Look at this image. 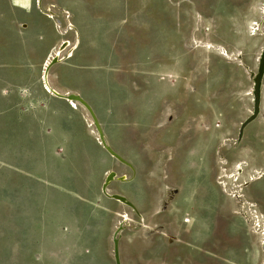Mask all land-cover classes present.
<instances>
[{
  "label": "rangeland",
  "instance_id": "rangeland-1",
  "mask_svg": "<svg viewBox=\"0 0 264 264\" xmlns=\"http://www.w3.org/2000/svg\"><path fill=\"white\" fill-rule=\"evenodd\" d=\"M41 3L0 0V264H114L112 232L128 209L101 192L111 170L129 181L106 190L125 195L147 225L161 227L151 232L128 211L124 264H201L198 244L180 242L185 181L216 206L219 225L246 227L259 240L251 262L260 264L264 178L244 189L259 219L232 195L264 171V117L255 121L253 113L242 122L255 108L264 0ZM49 5L54 18L44 14ZM34 13L46 20L26 18ZM68 21L80 39L48 70L49 83L89 104L94 124L87 107L38 83L61 40L73 47ZM98 131L128 167L106 153ZM221 145L227 176L215 154ZM239 162L247 166L235 176ZM166 188L171 201L164 207Z\"/></svg>",
  "mask_w": 264,
  "mask_h": 264
},
{
  "label": "bare ground",
  "instance_id": "bare-ground-1",
  "mask_svg": "<svg viewBox=\"0 0 264 264\" xmlns=\"http://www.w3.org/2000/svg\"><path fill=\"white\" fill-rule=\"evenodd\" d=\"M36 2H37V5L41 7V4H42L41 0H36ZM62 13L67 14L68 12L63 11ZM44 14L48 18H54L55 17V14L53 13L52 8H50V11L45 10ZM256 26H257V28H256L257 33L256 34L259 35V36H263L264 37V5L261 7L260 19L256 23ZM68 28H69V30H71V32L74 35L73 47L67 48V47L70 46V42L65 41V39L61 40V42L58 45V47L56 49H54L52 53L49 54V58H46L47 60H46V63L44 65V69L42 71L43 73L41 74L42 75V81H43V83H44V85H45V87L47 89L46 91L52 93L54 95V97L63 99L65 101H67V102L71 101L73 104L79 103L81 106L84 107V105L79 101L80 97H78L75 94L74 95L69 94V93L68 94H63V93L59 92L58 90L53 89L51 87L50 83H49V72H48V70L53 65H56L58 63L60 64V62H61L60 59L62 57H63V60L65 61L68 58V56L71 55L70 53H71L72 49L77 47L76 44H77V42L80 39L79 29L77 27H75L72 23H70L69 21H68ZM59 30H61V26H60ZM75 31H76L77 35L74 34ZM63 33L64 32H62V30H61V32L59 31L60 35H64ZM75 35H76V38H75ZM263 59H264V42H263V45L261 47V52H260V54L258 56V60H257L258 65H256L257 66V70H256L255 74L257 73V71L259 72L258 80H255L254 83H253V86L255 84V92L254 91L252 92V100H251V102L253 104V102L255 101L254 102L255 108H253V106H252L251 112L249 113V115L242 122H245L248 119V117H250L253 113L255 114V116H257L255 121L262 120V117H264V105H263V103H264V85L262 84L260 86L258 84L259 82L257 83V81H260L262 79V77L264 76V65H262ZM259 61H260V64H259ZM241 63H242V61H241ZM243 65L245 66L244 63H243ZM257 84H258V86H257ZM84 108L86 109V107H84ZM91 122L94 124L95 119H91ZM100 131H98V135L102 136V140H103L104 139L103 138L104 135ZM241 138L242 137L240 135H238V137H236V139H235L236 143H238ZM222 147H224V145H221L219 147V149L217 150V152L215 151V154L219 155L221 157L220 159L224 161L222 167H223V170L225 172H222L221 174H225V176H227L226 168H225V164L227 163V161L222 158V155H221ZM112 151L114 152V150H112ZM114 153H115V156H111V157L115 161H117L119 164L128 167L129 163L126 160H124L121 156H119L116 152H114ZM116 155L119 158H121L122 161L124 160L126 163L122 162L121 160H117L115 158ZM127 163H128V165H127ZM246 166H247V163L241 164V162H239L237 164V166H236V174H235V176L236 175H241L243 173V168L246 167ZM109 175H110V177L106 180V181H109V182H107L108 183L107 184L108 185L107 188L112 183H121L122 184V183H126L127 181H129L127 179L128 176L126 174H124V173L123 174H117L115 171L111 170V171H109L107 173V175L105 176L103 182H105L106 177L109 176ZM112 178H113V180H112ZM263 178H264V171L263 172H259V173L255 174V175L251 176L250 179L246 180L243 184L240 185V187L238 186L237 187L238 188L237 192H235L232 195V197L235 198L241 204V207H243V210H251L253 215L256 214L255 216L258 217L257 219H259V216H258L257 212H254L252 210L254 207H257V205H255L254 203H252V202H250L249 200L246 199V196L244 194V189L246 187H248V185L251 184L252 182L259 181V180H261ZM169 192H170V190L167 189L166 197L163 200V206L165 205L164 207H166L168 205L169 201H171V195H169ZM105 193L110 198L114 199V201H116V203H118L119 205L124 207V209H128V210L124 211L122 214L120 213L118 215L121 218V220L115 226V228H114V230L112 232V236H111V249H112L111 251H112L113 259H114V254H116L117 258H118L117 259L118 260L117 263L118 264H124L123 261H122L123 255H122V251H121V248H120V241L123 238L124 231L127 229V226H128L127 222L131 220L130 217H129V212L133 213L139 220H142L143 221V225L148 227L149 230H151V232L156 233V232H158L161 229V227L160 228H155V227H152L151 224L147 225L148 223L145 222V217L143 216V214H141L140 212H138V214H137V212H135L133 203L125 195H123L122 193H118V192H115V191H112V190H108V189L104 191V194ZM227 196H230V195H227ZM247 217H248V215H247ZM248 220H249V218H248ZM263 224H264V221H263ZM129 226H130V224H129ZM170 235H172V234H165V237L167 239H173L172 236H170ZM261 249H262V252L264 253V239H263L262 244H261ZM113 261H114V264H115V259ZM260 264H264V258L262 259V262Z\"/></svg>",
  "mask_w": 264,
  "mask_h": 264
},
{
  "label": "flooded vegetation",
  "instance_id": "flooded-vegetation-1",
  "mask_svg": "<svg viewBox=\"0 0 264 264\" xmlns=\"http://www.w3.org/2000/svg\"><path fill=\"white\" fill-rule=\"evenodd\" d=\"M175 190L178 196L180 190ZM181 194L183 209L180 242L184 245H190L189 241L198 244L194 248L198 251L195 258L199 263L204 264L203 260L208 258L212 264H252L259 240L253 241L246 227L236 232L229 224L219 225L217 210L214 209L216 206L207 200L203 202L201 190L191 183L185 181ZM206 220L208 225L203 222Z\"/></svg>",
  "mask_w": 264,
  "mask_h": 264
},
{
  "label": "water",
  "instance_id": "water-1",
  "mask_svg": "<svg viewBox=\"0 0 264 264\" xmlns=\"http://www.w3.org/2000/svg\"><path fill=\"white\" fill-rule=\"evenodd\" d=\"M263 61H264V59H263ZM258 75H259V73H257V77H256V80H258ZM259 81H257V83H258ZM259 84V83H258ZM258 84H257V86H258ZM88 103V102H87ZM88 106H86L87 107V109H88V112L90 113V115L95 119V116H94V113H93V111H92V109H91V107L89 106V104H87ZM97 121V120H96ZM252 121V119H247L246 120V122L245 123H249V122H251ZM99 143L102 145V147L104 148V150L106 151V153L111 157V156H114L115 155V153L112 151V148L107 144V143H105L102 139L99 141ZM131 170H133V167L131 166ZM106 182V183H105ZM105 182H103V184H102V186H101V192L103 193V195L105 196V197H107L108 199H111L106 193L104 194V191L106 190V188H107V182L108 181H106V179H105ZM111 200H113V199H111ZM116 202V201H115ZM114 259H115V264H118L117 262H118V258H117V255L116 254H114Z\"/></svg>",
  "mask_w": 264,
  "mask_h": 264
},
{
  "label": "crops",
  "instance_id": "crops-1",
  "mask_svg": "<svg viewBox=\"0 0 264 264\" xmlns=\"http://www.w3.org/2000/svg\"><path fill=\"white\" fill-rule=\"evenodd\" d=\"M27 19H35V20H37V21H41V20H46V19H43V17H41V16H39V15H37V14H33L32 16H28V17H26ZM10 69H11V65H10V62H7V63H4L3 65H2V73H3V76L5 77H10ZM38 83H40L41 85H42V89L43 90H45L44 89V87H43V84H42V79H41V73H40V76H38Z\"/></svg>",
  "mask_w": 264,
  "mask_h": 264
},
{
  "label": "built area",
  "instance_id": "built-area-1",
  "mask_svg": "<svg viewBox=\"0 0 264 264\" xmlns=\"http://www.w3.org/2000/svg\"><path fill=\"white\" fill-rule=\"evenodd\" d=\"M50 8H54V6L53 5H49L48 7H46V10L50 11Z\"/></svg>",
  "mask_w": 264,
  "mask_h": 264
}]
</instances>
